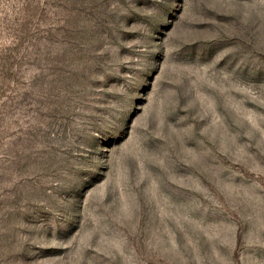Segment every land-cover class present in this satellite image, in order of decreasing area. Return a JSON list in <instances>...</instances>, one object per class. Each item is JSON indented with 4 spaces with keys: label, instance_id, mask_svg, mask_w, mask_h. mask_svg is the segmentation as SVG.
Wrapping results in <instances>:
<instances>
[{
    "label": "rangeland",
    "instance_id": "rangeland-1",
    "mask_svg": "<svg viewBox=\"0 0 264 264\" xmlns=\"http://www.w3.org/2000/svg\"><path fill=\"white\" fill-rule=\"evenodd\" d=\"M0 264H264V0H0Z\"/></svg>",
    "mask_w": 264,
    "mask_h": 264
}]
</instances>
